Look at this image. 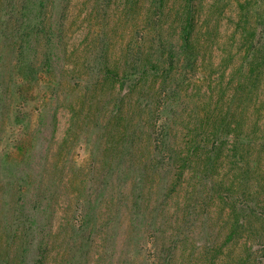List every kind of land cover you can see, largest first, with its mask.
Masks as SVG:
<instances>
[{
  "label": "rangeland",
  "instance_id": "obj_1",
  "mask_svg": "<svg viewBox=\"0 0 264 264\" xmlns=\"http://www.w3.org/2000/svg\"><path fill=\"white\" fill-rule=\"evenodd\" d=\"M0 264H264V0H0Z\"/></svg>",
  "mask_w": 264,
  "mask_h": 264
},
{
  "label": "trees",
  "instance_id": "obj_2",
  "mask_svg": "<svg viewBox=\"0 0 264 264\" xmlns=\"http://www.w3.org/2000/svg\"><path fill=\"white\" fill-rule=\"evenodd\" d=\"M131 1L134 2L137 0H127V2H131ZM26 7L27 6L22 1L20 4V9H23V8L25 9ZM182 11H183L182 13H183L184 20H183L182 26L180 27L181 29H180V36H179L182 45H179L177 49H175V46L169 45V47L166 48V52H163L161 47H159L162 52L161 56L162 54L165 55L170 69L174 67L175 60H178L181 54H184V58H185L184 60L190 59V56H192L190 36L193 31V25H194L193 24V13H192V10L189 4L187 6H183ZM144 67H146L145 63L142 66V69H144ZM132 68L136 70L137 67L133 65Z\"/></svg>",
  "mask_w": 264,
  "mask_h": 264
}]
</instances>
